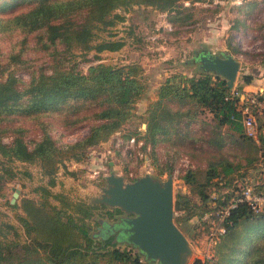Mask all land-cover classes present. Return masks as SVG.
<instances>
[{"label":"trees","instance_id":"16d2710c","mask_svg":"<svg viewBox=\"0 0 264 264\" xmlns=\"http://www.w3.org/2000/svg\"><path fill=\"white\" fill-rule=\"evenodd\" d=\"M184 1L0 0V42L11 43L8 50L0 49V197L20 172L31 176L16 162L24 167L36 164L45 179L32 188L37 196L6 201L18 208L17 224L0 225V264H156L142 258L138 250L118 245L114 233L99 240L91 233L92 220L99 223L96 215L114 220L123 213L119 207L74 199L52 186L67 161L86 160L94 146L122 128L148 87L138 62L99 61L83 71L77 60L68 64L67 55L79 52L88 59L86 55L94 50L99 58L104 50L120 49L124 41L111 37V32L98 36L99 30H109L123 20L118 8L150 6L166 12L173 30L189 26L196 20L197 6L194 0H188L190 5ZM247 3L239 2V11L244 13ZM239 20L245 26L246 14L239 13ZM256 28L262 30L258 35L264 41V23ZM226 44L233 53L264 60V50H242L231 38ZM30 51L49 56L47 64L33 63L27 57ZM22 69L29 72L28 80L17 74ZM240 78L249 82L252 75L241 73ZM233 89L241 90L242 85L230 88L225 78L208 71L171 72L146 104L145 126L124 134V138L143 140L140 148L160 176L173 172L179 157L188 155L190 163L178 172L186 191L176 192L173 201L174 210L179 211L174 221L182 231L180 222L195 219V226L202 225L201 232L208 236L212 223L203 219L204 213L226 207L244 182L264 192V92L256 93L259 104L253 107L257 123L253 137L245 132L244 114ZM85 126L88 131L78 139L63 140ZM158 148L165 158H160ZM125 157L123 170L128 174L137 153L133 150ZM221 223L225 231L214 244V264H264V213H253L240 203ZM192 264L205 261L195 258Z\"/></svg>","mask_w":264,"mask_h":264},{"label":"rangeland","instance_id":"374dc122","mask_svg":"<svg viewBox=\"0 0 264 264\" xmlns=\"http://www.w3.org/2000/svg\"><path fill=\"white\" fill-rule=\"evenodd\" d=\"M252 1L255 0H194L193 3L197 6L194 11L196 20L189 26H182L172 32L162 30V36L155 40H147L145 36L148 33L155 32V24L162 18L158 10L144 5H132L126 9L118 8L117 12L124 16L123 20H119L109 30H99L98 36H110L109 32H111V37L121 38L124 41L120 49L115 51L104 50L99 53V58L95 57L94 50H91L86 55L88 59H83L79 52L75 55L68 54L67 63L72 64V62L77 60L78 66L83 71L87 69L90 63L99 61L114 65L138 62L143 66V75L148 87L146 93L136 102L135 114L123 124L120 130L113 133L106 141L94 146L86 160L81 162L67 161L64 166L59 168L56 174L57 184L52 186V189L55 191L63 190L74 199L92 201L103 193L102 187H107L105 175L110 173L123 176L125 181H131L128 176L139 177L146 173L155 178H166L170 173L158 175L157 169L151 164L146 151L142 150L138 144L131 146L128 143V138H124V134L133 133L141 126H145L143 125V113L146 104L151 99L156 85L166 75L174 71H182L188 74L198 72V61L195 60L196 50L207 45L211 48L216 47V49L221 45L226 47V42L229 38H231L232 44L242 50L250 52L264 50L263 39H256L258 30H260L256 28V25L264 23V9L260 13H256L253 8L248 7L242 13L237 8L239 2L250 3ZM184 3L190 5L188 0L184 1ZM239 13L241 16L246 14L248 20L245 26L240 23ZM248 34L251 36L247 37L246 35ZM10 45L11 43L7 40L1 41L0 49L8 50ZM225 49L230 50L228 47ZM243 56L246 57L245 55ZM27 57L31 58L32 61L34 60L33 63L42 64H47L49 59V56L43 55L42 52L34 51H30ZM244 57H242L243 62L246 60ZM241 73H243L242 68L238 73V78H240ZM17 74L24 80L29 79V72L25 69L19 70ZM88 128L89 126H85L75 132L66 134L63 136V140H76L85 134ZM118 138L121 139V143H117ZM9 139V136L4 137L6 141ZM117 148H120V152H118ZM133 150L136 151L137 157L129 164L130 170L127 174L123 170L127 161L124 155H132ZM158 152L161 159L165 158L161 148H158ZM140 157L143 159L135 165V162ZM16 163L20 168L28 169L31 172V176L20 172L18 179H13L7 183L6 195L0 197V225L7 221L17 224L14 214L18 208H12L6 202L7 200L10 202V198L13 196V187L19 190L15 198V202H19L22 196H37V193L32 188L39 183L45 182V179L41 178L39 167L36 164L26 163V167H24L20 162ZM189 163L188 155L182 154L175 164V169L171 172L173 177V198L176 192L186 191V185L178 177V172L181 167L187 166ZM70 171H73V173H70ZM177 214H179V211L175 210L174 217ZM125 216H128L127 213L117 214L116 220H114L116 226H120L118 235H115L119 240L117 244L121 247L133 248L134 251L138 250L142 258L148 259L143 252L127 241L126 225L123 220ZM95 218H97L99 223L96 224L92 220L91 233L99 240L102 236L110 234L109 232L107 233L101 223L105 222L108 225L113 220L109 217L97 215ZM196 222L195 219H191L186 224L183 222L179 224L189 240L190 252L186 255L185 264H192L195 257L203 255L204 251H206L205 236L201 232L203 226H197V224L195 226ZM1 228L3 230L7 229L5 226ZM8 231V236L11 237L13 233L9 229ZM19 231L21 232V228H19ZM19 238H22V236H19ZM213 252V259L215 260L217 252L214 248ZM153 262L158 264L156 261Z\"/></svg>","mask_w":264,"mask_h":264},{"label":"water","instance_id":"95a60500","mask_svg":"<svg viewBox=\"0 0 264 264\" xmlns=\"http://www.w3.org/2000/svg\"><path fill=\"white\" fill-rule=\"evenodd\" d=\"M198 71H208L226 79L233 88L240 71V60L229 50H212L208 45L195 51ZM107 187L91 203L103 202L119 207L123 217L127 241L136 246L150 260L158 264H185L190 252L189 240L174 221L173 177L159 179L146 173L125 181L121 175H105ZM10 203L15 202L19 190L13 187Z\"/></svg>","mask_w":264,"mask_h":264},{"label":"built area","instance_id":"2783aa9c","mask_svg":"<svg viewBox=\"0 0 264 264\" xmlns=\"http://www.w3.org/2000/svg\"><path fill=\"white\" fill-rule=\"evenodd\" d=\"M160 16L162 18L155 24V32L148 33L145 36L147 40H155L162 36V30L170 31L174 29L173 24L166 18V12H160ZM250 36L251 35L249 34L247 35V37ZM257 92L258 90L249 91L243 88L241 90L233 89L232 91L233 96L238 98V103L240 104L244 114L243 124L245 132L247 135L253 137H256L257 132L256 117L253 110V107L259 104L256 94ZM143 125H145V123H143ZM117 143H121L120 138H118ZM128 143H130L131 146L134 144H138L140 146L143 143V140H136L134 136H130L128 138ZM240 203H243L253 213H264V192H258L254 189L250 182H244L237 191L236 196L226 207L219 209L215 213H213V211L205 212L203 219L210 220L212 223V228L208 236L205 237L206 251H204L203 255L197 256L195 258H200L202 261H205V264H214V244L219 238V235L225 231V226L221 223V220L226 214L229 213L231 208L237 206ZM214 214L216 215L215 217L213 216Z\"/></svg>","mask_w":264,"mask_h":264},{"label":"crops","instance_id":"0c3cea01","mask_svg":"<svg viewBox=\"0 0 264 264\" xmlns=\"http://www.w3.org/2000/svg\"><path fill=\"white\" fill-rule=\"evenodd\" d=\"M263 5H264V0H256V2L253 1V3L245 4L244 8L251 7V8H253V10L256 13H260L262 11V9H264ZM259 22H261V21L259 20ZM254 23H255V21H254ZM260 38L261 37L259 35H257L256 39H260ZM225 48H227V45H226V47L221 45L218 49L219 50H227ZM211 49L216 50V47L211 48ZM230 52L233 55H235L236 58H238L240 60V69L241 68L243 69V73H248V74L252 75V78L249 82H244L241 78L237 77L235 83H239L240 85H242V88L245 90H249V91L260 90V91L264 92V60H262V58L259 56L255 57L254 59H249L247 57H244L241 53H233L232 51H230ZM242 57L246 58V60H244V62H243ZM158 84L156 85V87L158 86ZM153 97H155V91H154L153 95L151 96V98H153ZM263 133H264V131H263ZM107 233H108V231H107Z\"/></svg>","mask_w":264,"mask_h":264},{"label":"flooded vegetation","instance_id":"af4514ba","mask_svg":"<svg viewBox=\"0 0 264 264\" xmlns=\"http://www.w3.org/2000/svg\"><path fill=\"white\" fill-rule=\"evenodd\" d=\"M114 220H116V219H114ZM114 220H113V222L111 224H108V225H106L105 222H102L101 224H103V226L105 227L106 231H108L109 233H114L115 235L116 234L118 235L120 226L119 227L116 226V224H115L116 222H114Z\"/></svg>","mask_w":264,"mask_h":264}]
</instances>
